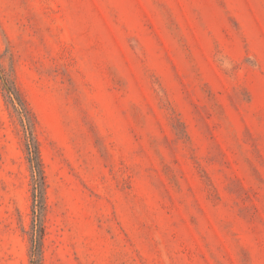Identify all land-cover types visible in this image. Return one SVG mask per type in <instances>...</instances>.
I'll use <instances>...</instances> for the list:
<instances>
[{
    "label": "rangeland",
    "instance_id": "374dc122",
    "mask_svg": "<svg viewBox=\"0 0 264 264\" xmlns=\"http://www.w3.org/2000/svg\"><path fill=\"white\" fill-rule=\"evenodd\" d=\"M0 264H264V0H0Z\"/></svg>",
    "mask_w": 264,
    "mask_h": 264
}]
</instances>
